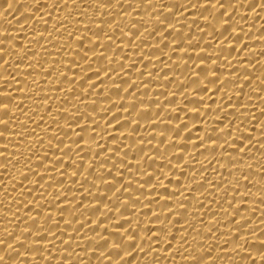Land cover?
<instances>
[{
  "label": "bare ground",
  "instance_id": "obj_1",
  "mask_svg": "<svg viewBox=\"0 0 264 264\" xmlns=\"http://www.w3.org/2000/svg\"><path fill=\"white\" fill-rule=\"evenodd\" d=\"M5 106L0 264H264V0H0Z\"/></svg>",
  "mask_w": 264,
  "mask_h": 264
},
{
  "label": "snow or ice",
  "instance_id": "obj_2",
  "mask_svg": "<svg viewBox=\"0 0 264 264\" xmlns=\"http://www.w3.org/2000/svg\"><path fill=\"white\" fill-rule=\"evenodd\" d=\"M0 111H2L5 115L7 114V108H6V106L4 107V108H0ZM42 238V237H41ZM5 243V241H3V240H0V245H2V244H4ZM121 243H122V241H121ZM119 244H117V245H114L113 247L114 248H119ZM118 255H119V253H118ZM0 259H3V257H0ZM193 259H195V258H193ZM262 262H264V258H262ZM109 264H111V261H109Z\"/></svg>",
  "mask_w": 264,
  "mask_h": 264
}]
</instances>
